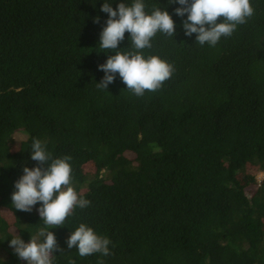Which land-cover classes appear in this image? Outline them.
Listing matches in <instances>:
<instances>
[{
  "label": "trees",
  "instance_id": "1",
  "mask_svg": "<svg viewBox=\"0 0 264 264\" xmlns=\"http://www.w3.org/2000/svg\"><path fill=\"white\" fill-rule=\"evenodd\" d=\"M105 2L132 0H0V264H27L9 241L45 227L39 202L25 212L11 200L24 167L38 166L34 139L72 157L73 187L90 201L49 229L63 250L55 264H264V0L215 47L185 35L177 2L145 0L176 34L157 33L143 55L175 72L142 97L118 73L97 87L99 65L131 47L126 31L101 51ZM80 223L112 241L110 255L68 248Z\"/></svg>",
  "mask_w": 264,
  "mask_h": 264
},
{
  "label": "clouds",
  "instance_id": "2",
  "mask_svg": "<svg viewBox=\"0 0 264 264\" xmlns=\"http://www.w3.org/2000/svg\"><path fill=\"white\" fill-rule=\"evenodd\" d=\"M173 2L181 5L175 9L177 15L183 17L187 13V19L183 21L185 35L195 33L196 43L201 46L207 43L215 47L222 37H230L238 25L247 23L255 14L251 0H169V3ZM146 8L145 0H132L130 5L120 2L116 9L110 2L101 6V10L109 17L100 34L101 51L119 49L126 31L130 33L131 47L124 52L116 51L99 65L105 75L97 83L98 88L107 90L118 73L127 90L142 97L146 91L161 89L174 74L175 66L172 63L159 55L145 57L143 50L153 47L152 40L157 33L173 38L176 34L175 21L161 7L153 6L151 12H147ZM220 18L222 21L218 22ZM95 22H99V17L95 18ZM31 159L37 161L38 166L24 167V174L14 185L16 191L11 195L12 205L15 209L31 212L39 202L41 206L38 212L45 227L40 228L38 235L31 236L27 243L17 234L12 236L9 244L18 258L27 261V264H55L57 250L60 253L63 250L55 233L49 229L64 226L77 208L89 207L90 201L73 187L70 155L53 158L45 143L34 139ZM66 243L69 249L75 246L80 257L97 253L101 256L111 254L109 245L112 241L97 234L85 223H80L71 232ZM68 264H77V261L69 257ZM98 264H104V261L100 259Z\"/></svg>",
  "mask_w": 264,
  "mask_h": 264
},
{
  "label": "rangeland",
  "instance_id": "3",
  "mask_svg": "<svg viewBox=\"0 0 264 264\" xmlns=\"http://www.w3.org/2000/svg\"><path fill=\"white\" fill-rule=\"evenodd\" d=\"M23 132H25V131H23ZM26 133V132H25ZM23 134L22 132H20V133H15L14 135H13V137H14V139H17V140H19V139H23V138H25V136L27 135V134ZM263 176H264V174L262 173V174H260L259 176H258V180H262V178H263Z\"/></svg>",
  "mask_w": 264,
  "mask_h": 264
}]
</instances>
